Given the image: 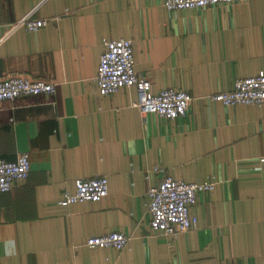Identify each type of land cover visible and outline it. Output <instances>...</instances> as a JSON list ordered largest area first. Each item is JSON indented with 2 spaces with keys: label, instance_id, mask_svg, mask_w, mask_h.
I'll use <instances>...</instances> for the list:
<instances>
[{
  "label": "crops",
  "instance_id": "1",
  "mask_svg": "<svg viewBox=\"0 0 264 264\" xmlns=\"http://www.w3.org/2000/svg\"><path fill=\"white\" fill-rule=\"evenodd\" d=\"M164 1L0 0V79L56 83L0 101V158L32 162L0 192V264H264V104L211 98L264 70V0L176 11ZM29 14L48 24L12 29ZM121 38L155 92L190 93L185 116L143 115L134 87L100 91L104 41ZM164 175L217 182L191 207L198 225L176 235L151 226L148 189ZM96 176L107 197L61 204ZM111 231L130 236L124 250L85 245Z\"/></svg>",
  "mask_w": 264,
  "mask_h": 264
},
{
  "label": "built area",
  "instance_id": "2",
  "mask_svg": "<svg viewBox=\"0 0 264 264\" xmlns=\"http://www.w3.org/2000/svg\"><path fill=\"white\" fill-rule=\"evenodd\" d=\"M246 0H165L168 10L206 8L221 4H231ZM48 24L46 19H33L31 14L13 25H25L28 30L37 31ZM96 83L100 91L110 95L121 86L134 87L138 98L134 103L143 115L156 114L168 120L185 116L190 108L192 97L182 88L170 87L155 92L153 81L137 72L134 47L131 39L105 40ZM56 83L45 79H32L27 76H12L0 79V101L16 100L25 95L53 94ZM214 101L229 105L264 104V70L258 75L237 78L231 89L215 93ZM32 169L29 152L21 153L15 161L0 158V192L10 191L18 181L28 179ZM162 169L156 167L154 171ZM216 181L190 183L164 175L158 185L149 187V208L152 213L151 226L154 231L166 235L186 232L198 225V217L191 213L199 193L211 191ZM109 195V180L105 176L77 179L75 192H65L61 204L72 205L80 202H99ZM130 236L122 231H111L87 238L85 245L90 248L104 247L124 250Z\"/></svg>",
  "mask_w": 264,
  "mask_h": 264
}]
</instances>
